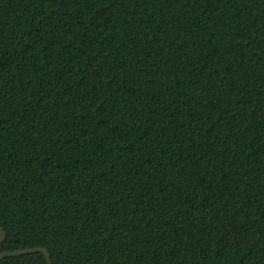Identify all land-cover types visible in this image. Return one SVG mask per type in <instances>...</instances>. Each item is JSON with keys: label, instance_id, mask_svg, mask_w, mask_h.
Wrapping results in <instances>:
<instances>
[{"label": "trees", "instance_id": "16d2710c", "mask_svg": "<svg viewBox=\"0 0 264 264\" xmlns=\"http://www.w3.org/2000/svg\"><path fill=\"white\" fill-rule=\"evenodd\" d=\"M0 227L52 264H264V0H0Z\"/></svg>", "mask_w": 264, "mask_h": 264}, {"label": "water", "instance_id": "95a60500", "mask_svg": "<svg viewBox=\"0 0 264 264\" xmlns=\"http://www.w3.org/2000/svg\"><path fill=\"white\" fill-rule=\"evenodd\" d=\"M4 240H5V233L0 227V245L3 243ZM31 253H41L44 256L46 263L52 264L47 250L43 247H34V248L22 249V250L11 251V252H2L0 253V260L5 257L20 256V255H26V254H31Z\"/></svg>", "mask_w": 264, "mask_h": 264}]
</instances>
